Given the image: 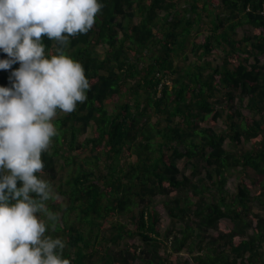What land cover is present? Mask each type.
Here are the masks:
<instances>
[{"label": "trees", "instance_id": "trees-1", "mask_svg": "<svg viewBox=\"0 0 264 264\" xmlns=\"http://www.w3.org/2000/svg\"><path fill=\"white\" fill-rule=\"evenodd\" d=\"M98 2L87 34L42 39L90 83L73 112L57 110L42 153L58 217L37 213L45 237L70 264H264V0ZM19 67L0 69V86ZM239 169L254 175L232 193Z\"/></svg>", "mask_w": 264, "mask_h": 264}, {"label": "clouds", "instance_id": "clouds-1", "mask_svg": "<svg viewBox=\"0 0 264 264\" xmlns=\"http://www.w3.org/2000/svg\"><path fill=\"white\" fill-rule=\"evenodd\" d=\"M102 7L98 0H0V50L8 56L0 69L20 64L12 87L0 86V264H70L62 258L65 243L45 237L37 215L58 218L46 206L52 189L37 173L57 135V110L73 112L90 83L83 65L61 49L46 57L42 39L67 45L92 29Z\"/></svg>", "mask_w": 264, "mask_h": 264}, {"label": "rangeland", "instance_id": "rangeland-1", "mask_svg": "<svg viewBox=\"0 0 264 264\" xmlns=\"http://www.w3.org/2000/svg\"><path fill=\"white\" fill-rule=\"evenodd\" d=\"M248 28L251 29L252 27L251 26H241V27H239L238 28L239 36L244 35L245 31ZM205 34H206V32H205ZM200 37H203V33L200 35ZM100 50H101V52H104V49L102 47H100ZM212 57L217 59V61H221L222 60L220 58V55H217L216 57H215V55H213ZM244 111H245V113L250 114L249 109L244 108ZM58 115L59 114H56V116H58ZM218 127L219 128L225 127V123H224L223 120L219 121ZM93 133H94V127H90L86 133H84V134H82L80 136V138H81V140H83L86 136L92 135ZM180 165H181V167H184L186 165V159H182L180 161ZM253 175H254V172L252 171V169H248L247 172L243 171L242 169H239V170L235 171L230 176L229 181H228V187L231 190V192L234 193L236 191L237 184L240 181H243V178L246 181L251 182ZM252 189H253L254 193L257 192V186H252ZM54 195L56 196V198H59L60 200L64 198V196L62 194H59V193H54ZM160 201H161V196H157L156 197V203L158 204L159 208H162V203H160ZM255 209H260V207L255 206ZM163 213H164L163 214L164 215V226H163V229H166L168 226L171 225V218H170L169 214L165 210L163 211ZM223 223H224V225L226 227H232L233 226V222L229 218L223 219ZM183 257L184 258H188V254L187 253L184 254Z\"/></svg>", "mask_w": 264, "mask_h": 264}, {"label": "bare ground", "instance_id": "bare-ground-1", "mask_svg": "<svg viewBox=\"0 0 264 264\" xmlns=\"http://www.w3.org/2000/svg\"><path fill=\"white\" fill-rule=\"evenodd\" d=\"M169 81V80H168ZM172 84V83H171Z\"/></svg>", "mask_w": 264, "mask_h": 264}]
</instances>
